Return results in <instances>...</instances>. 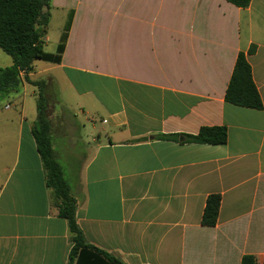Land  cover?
<instances>
[{
    "label": "crops",
    "instance_id": "obj_1",
    "mask_svg": "<svg viewBox=\"0 0 264 264\" xmlns=\"http://www.w3.org/2000/svg\"><path fill=\"white\" fill-rule=\"evenodd\" d=\"M50 14L45 50L70 24L65 51L29 78L55 98L51 141L86 241L124 264H264V0H51ZM240 53L262 110L225 100ZM2 98L0 264H69L33 135L38 89ZM204 127L226 128L227 143L159 138ZM211 195L221 207L207 227Z\"/></svg>",
    "mask_w": 264,
    "mask_h": 264
},
{
    "label": "trees",
    "instance_id": "obj_2",
    "mask_svg": "<svg viewBox=\"0 0 264 264\" xmlns=\"http://www.w3.org/2000/svg\"><path fill=\"white\" fill-rule=\"evenodd\" d=\"M226 1L245 9L252 0ZM50 10L51 0H0V48L13 59L12 66L0 70V98L18 90L24 81L38 89V118L33 135L46 171L47 186L53 191L59 215L67 220L71 232L73 247L69 264L82 262V256L86 254L96 261L92 264H124L86 241L77 221V200L56 159L51 141V121L48 115L49 85L46 81H33L29 78L35 71V62L60 64L65 51L70 24L62 35L57 52L52 54L45 50ZM22 74H25L24 79ZM225 100L243 108L263 109V101L254 82L251 65L244 53L238 55ZM159 138L182 139L183 143L224 145L227 143L228 134L224 127H204L196 135L177 134ZM220 207V195L208 197L201 221L203 226L217 225ZM242 264L258 263L254 256L248 255L243 258Z\"/></svg>",
    "mask_w": 264,
    "mask_h": 264
},
{
    "label": "rangeland",
    "instance_id": "obj_3",
    "mask_svg": "<svg viewBox=\"0 0 264 264\" xmlns=\"http://www.w3.org/2000/svg\"><path fill=\"white\" fill-rule=\"evenodd\" d=\"M56 16V15H55ZM58 19H57V16L55 17V20H54V24H53V26L51 27V29L49 30V35L51 36V37H53V35H54V33H55V29H56V27H57V25H58ZM46 51L47 52H54L55 51V49L53 48V45L51 44V43H47V45H46ZM11 62H12V58L9 56V55H7L1 48H0V69L1 68H6V67H8V66H10L9 64H11ZM37 63H39L40 65L41 64H45V65H47V63L46 62H43V61H38ZM37 78V80L39 81V80H44V77H36ZM34 89V88H33ZM53 94H54V91H53ZM52 97H53V100H55V98H54V96L53 95H51ZM52 97H50L49 96V104H50V106H51V110L53 109V101H52ZM0 103H2V104H4L5 103V100L2 98L1 100H0ZM49 106V107H50ZM49 107H48V109H49ZM60 107L61 106H58V111H60ZM48 115H49V113H48Z\"/></svg>",
    "mask_w": 264,
    "mask_h": 264
}]
</instances>
